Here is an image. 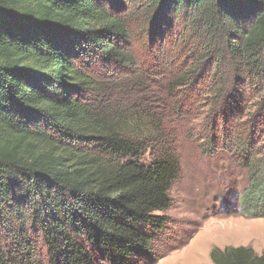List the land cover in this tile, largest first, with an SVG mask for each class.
I'll use <instances>...</instances> for the list:
<instances>
[{
  "label": "trees",
  "instance_id": "trees-1",
  "mask_svg": "<svg viewBox=\"0 0 264 264\" xmlns=\"http://www.w3.org/2000/svg\"><path fill=\"white\" fill-rule=\"evenodd\" d=\"M165 102L206 115L204 148L247 170L241 211L263 217L264 0H0V264L175 251ZM211 259L264 264L243 247Z\"/></svg>",
  "mask_w": 264,
  "mask_h": 264
},
{
  "label": "rangeland",
  "instance_id": "rangeland-1",
  "mask_svg": "<svg viewBox=\"0 0 264 264\" xmlns=\"http://www.w3.org/2000/svg\"><path fill=\"white\" fill-rule=\"evenodd\" d=\"M253 103L257 105L259 101ZM162 107L165 113H157L169 117L172 104L165 102ZM170 117L165 134H180L175 150L181 155L183 168L172 190V215L179 225L169 234L172 242L167 240L163 246L165 250L173 243L176 250L157 264H214L211 253L215 249L243 247L263 255L264 216L246 217L241 211V193L248 185L247 170L234 162L225 149L204 148L206 133L211 129L207 128L211 121L205 120L206 115L188 120ZM156 158L147 154L144 161L151 163Z\"/></svg>",
  "mask_w": 264,
  "mask_h": 264
}]
</instances>
